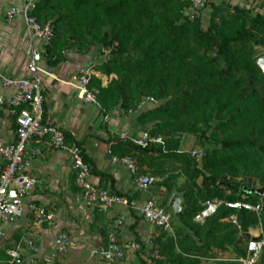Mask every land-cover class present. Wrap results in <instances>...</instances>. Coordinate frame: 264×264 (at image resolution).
Here are the masks:
<instances>
[{"label": "trees", "instance_id": "16d2710c", "mask_svg": "<svg viewBox=\"0 0 264 264\" xmlns=\"http://www.w3.org/2000/svg\"><path fill=\"white\" fill-rule=\"evenodd\" d=\"M209 4L206 27L200 15L189 18L188 0H38L31 12L40 24L52 25L53 37L44 50L48 66L64 62L66 52L109 49V59L94 69L115 76L103 84L100 76L91 75L88 83L103 113L136 108L144 96L159 101L136 120L149 125L145 128L150 136L162 135L163 144L141 147L117 138L111 145L113 154L131 155L138 174L157 178L155 183L167 192L174 180L184 178L177 188L184 198L180 224L173 223L177 236L156 228L151 248L142 243L140 264H201L216 251L245 255V232L257 215L224 202L263 201L264 73L256 64L262 55L256 48L264 47V12L227 0ZM183 135H193L205 146L199 165L187 152H178ZM100 175L99 185L106 187L107 175ZM226 177L232 181L226 182ZM239 177L254 179L257 188H248L243 180L240 186ZM168 199L162 204L171 211ZM207 200L223 202L203 222H196L194 216ZM101 214L94 208L103 245L109 228H104ZM232 215L241 233L230 222ZM153 250L159 257L149 255ZM0 258H5L1 247ZM212 262L242 264L232 259ZM257 264H264V251Z\"/></svg>", "mask_w": 264, "mask_h": 264}, {"label": "built area", "instance_id": "2783aa9c", "mask_svg": "<svg viewBox=\"0 0 264 264\" xmlns=\"http://www.w3.org/2000/svg\"><path fill=\"white\" fill-rule=\"evenodd\" d=\"M38 0H23L21 7L10 6L4 19L6 22L13 21L18 14L23 20V31L20 45H24L27 56V75L25 77H11L0 71V112L4 113L12 120V138L9 142L0 145V247L4 248L5 258H0V264H51L52 257H40V250L36 242L29 235L19 237L14 245L6 246L9 239V225L15 224L24 215L31 217L33 226H42L49 222L53 215L43 205L26 201L27 195L33 190L36 179L27 172L29 159L26 157L28 144L35 138H47L49 146L56 150L65 151L70 157V167L74 175V184L80 189L83 202L92 208H97L101 212H108L115 206H122L133 209L138 216L143 218L151 226L161 229L167 233L173 232V212H171L161 199L150 194L147 199L138 204L135 199L128 198L113 192L108 187H101L90 180V165L83 160L82 149L75 142L66 138L63 130L57 126L50 115L44 109V95L42 93V75L53 76L44 65L45 45L53 37L52 25L49 21L40 24L32 11ZM190 7L186 13L189 18L202 15L204 11L211 10L209 0H188ZM200 15V16H201ZM99 61L94 59L88 61V66H82L76 76L68 82L76 92V97L88 104L100 107L97 95L88 87L91 75H95L94 63L104 62L110 57L109 49L100 48ZM86 64V65H87ZM114 76V74H112ZM110 76H105L106 84ZM158 100L152 96H144L137 104L136 108L128 109L125 113L137 116L139 113L154 107ZM107 119V116L104 117ZM185 136L181 139L178 152H187L199 165L206 148L194 142L184 143ZM121 140H127L146 147L150 143L163 144L162 135L150 136L148 129H137L132 134L126 131L117 133ZM194 137V136H193ZM108 146L107 153L111 164H120L125 167L128 173L134 178L137 189L146 190L157 178L145 173L138 174V167L135 159L131 155L118 156L111 152V145ZM242 180L248 188L256 187L257 183L252 178H237L236 182L242 186ZM225 181H232L226 177ZM260 203L252 204L243 200L224 202L228 207L239 211L241 209L250 210L256 213L257 221L245 232V255L235 257L232 252L216 251L215 257L209 259L211 262L218 259H232L242 264H257L264 251V196ZM221 200H207L204 207L195 216L196 222H203L204 219L213 214L216 208L222 203ZM230 222L241 233L237 223L236 215L229 218ZM124 217L122 215L114 221L107 232L106 241L93 251L103 264H113L115 261H122L127 249L138 251L142 249V243L132 241L125 245L120 243L117 235V228L122 225ZM152 237L147 241L149 248L152 245ZM68 236L65 233H58L54 238L56 252L62 254L67 250ZM148 248V249H149ZM150 256L159 257L156 250L149 253Z\"/></svg>", "mask_w": 264, "mask_h": 264}, {"label": "crops", "instance_id": "0c3cea01", "mask_svg": "<svg viewBox=\"0 0 264 264\" xmlns=\"http://www.w3.org/2000/svg\"><path fill=\"white\" fill-rule=\"evenodd\" d=\"M22 4L23 0H0V71L11 77L27 75L25 47L20 45L24 25L20 14L11 22H6L4 16L10 6L21 7ZM100 52L99 46H94L84 54L66 52V60L56 66H48L44 62L47 70L53 74L41 76L44 109L53 122L64 133L69 134L71 141L80 144L83 154L90 160L88 163L91 168L99 171L91 172L90 180L93 183L100 184V173H103L107 175L103 176L107 179L106 187L135 199L138 204H142L150 194L157 195L162 201V187H159L158 193L154 189V181L146 190L137 189L134 178L125 167L111 164L107 153L109 144L117 141L118 132L132 134L149 125L139 124L135 116L128 115L117 107L103 113L101 107L80 101L75 89L68 83L88 61H99ZM95 75L105 81L106 75L100 71H96ZM105 116L107 119H104ZM12 129V120L0 112V145L11 140ZM185 139V144L195 141L193 135H187ZM26 157L29 159L27 172L36 179L26 201L43 205L52 213L53 218L37 227L32 225L29 215H24L15 224L8 226L9 239L6 244L12 246L19 237L26 234L36 242L40 257H52L51 264H103L92 254L104 239L99 232L101 227L94 222V208L83 202L80 189L74 184L69 154L51 148L47 138H35L28 144ZM101 213L105 229L110 228L118 216L124 217L122 225L117 228L118 239L123 245L136 241L143 243L148 249L147 241L158 233L155 227L138 216L133 209L115 206L108 212ZM58 233H65L69 239L67 250L62 254L56 252L54 245V238ZM142 251L127 249L124 259L113 264H140L139 256H143Z\"/></svg>", "mask_w": 264, "mask_h": 264}, {"label": "rangeland", "instance_id": "374dc122", "mask_svg": "<svg viewBox=\"0 0 264 264\" xmlns=\"http://www.w3.org/2000/svg\"><path fill=\"white\" fill-rule=\"evenodd\" d=\"M227 1H230L232 3H240V4H244L245 6H254L255 7V11H260V12H264V2L263 0H227ZM201 15V14H200ZM201 17V23H202V26L203 27H206L207 24H208V18H209V11H204L203 14L200 16ZM257 52L259 53L258 55H261V54H264V47L261 48V47H257ZM91 63L87 64V65H84V66H88L90 65ZM95 65L97 63H94ZM91 66V65H90ZM186 140V139H185ZM184 178L183 176H179L176 180L173 181L174 183V186L172 188L171 191L167 192V191H163L164 193H160L158 190H159V186H158V183L156 182L155 184H153L154 186V189L156 191H158V193L161 194V197L162 199H165V198H169L171 197V195L173 193H179V194H182L180 192L177 191V188L180 184H182ZM168 199V200H169ZM182 200L184 201V198L182 197ZM177 224V223H176ZM158 234V233H157ZM175 235L177 236V233H175V229L173 228V232L170 233V236L172 237H175ZM156 236V235H154ZM201 264H213V262L211 261H208V262H202Z\"/></svg>", "mask_w": 264, "mask_h": 264}, {"label": "water", "instance_id": "95a60500", "mask_svg": "<svg viewBox=\"0 0 264 264\" xmlns=\"http://www.w3.org/2000/svg\"><path fill=\"white\" fill-rule=\"evenodd\" d=\"M256 64L259 66V68L264 73V54L257 57ZM182 194L179 193H173L168 201V206L173 212V223H179V215L183 208V200H182ZM180 224V223H179Z\"/></svg>", "mask_w": 264, "mask_h": 264}]
</instances>
